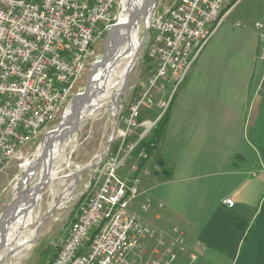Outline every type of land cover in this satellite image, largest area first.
Returning <instances> with one entry per match:
<instances>
[{
  "label": "built area",
  "instance_id": "2783aa9c",
  "mask_svg": "<svg viewBox=\"0 0 264 264\" xmlns=\"http://www.w3.org/2000/svg\"><path fill=\"white\" fill-rule=\"evenodd\" d=\"M124 2L0 0V171L12 161L25 171L26 163L37 159L45 135L63 122L67 108L82 94L84 87L73 90L76 81L86 67L90 74L99 62L101 55L94 50L97 39L123 23ZM228 2L230 7L235 0H177L162 12L156 5L149 9L144 28L148 55L156 60L157 68L129 102L126 113L117 112L112 136L94 163L101 168L96 166L77 192L78 209L50 264H132L128 256L139 239L153 237L155 231L129 212L135 191L116 170L146 132L126 143L139 126L141 107L151 108L153 96L166 83L177 86L185 78L219 26ZM255 26L262 38L258 54L264 58V25L256 22ZM113 142H118L115 152ZM78 171L71 173L76 179ZM223 202L233 205L229 197ZM173 230L174 238L160 239L157 247L164 249L158 252L156 248L158 256L145 264H172L176 258L172 245L185 249L183 234ZM187 264H199L195 252L189 254Z\"/></svg>",
  "mask_w": 264,
  "mask_h": 264
},
{
  "label": "crops",
  "instance_id": "0c3cea01",
  "mask_svg": "<svg viewBox=\"0 0 264 264\" xmlns=\"http://www.w3.org/2000/svg\"><path fill=\"white\" fill-rule=\"evenodd\" d=\"M256 22L264 25V15L251 2L225 9L173 91L156 147L146 162L137 154L128 210L155 233L139 239L132 264L156 258L155 249H164L158 241L172 240L173 228L185 249L172 245V264H187L191 252L199 264H264V58ZM165 86L156 101L170 99L172 85ZM142 118L139 126L152 117Z\"/></svg>",
  "mask_w": 264,
  "mask_h": 264
},
{
  "label": "rangeland",
  "instance_id": "374dc122",
  "mask_svg": "<svg viewBox=\"0 0 264 264\" xmlns=\"http://www.w3.org/2000/svg\"><path fill=\"white\" fill-rule=\"evenodd\" d=\"M140 1L142 0H139V4ZM176 1L177 0H156V10L162 12L172 6ZM243 2H251L257 15H264V0H243ZM146 16L140 20V27L137 32L138 40H140L141 43L139 45L140 47L136 52L128 73L125 75L124 84L119 94L99 100L97 105L88 115L77 121L75 125L76 127L70 132L69 136L67 135L64 139L60 140L63 143L61 142V147L57 153L58 155L53 159L51 164L52 168L57 172V179L50 180L42 187V195L39 204L37 205V215H35L36 218L28 227L29 229L35 228L36 230V236L32 240V247L29 250L22 252L20 258L12 257L7 253V256L1 264H49L52 256L56 253L66 228L70 224L72 218H74V214L78 209V203H76L77 192L83 184L89 180V174L92 173V169L97 167L98 169L101 168L100 165L94 163L97 156L105 148L107 141L112 136V132L115 129L116 120L114 116L116 117L119 110L121 113H126L129 102L132 101L138 93L144 89V87H146L148 78L157 68L156 60L148 55V35L147 32L144 31L145 28L142 26V21L145 20ZM104 43L105 41L101 37L97 39L94 50L98 55H101ZM120 67L121 65L117 67V69ZM88 75L89 69L86 67L76 81L73 89L74 91L83 88L86 85ZM165 85H170V83H166ZM165 85L161 91L166 93L170 90V87ZM177 86L172 85L170 99ZM153 98L155 104L151 108L141 107L140 116L138 118V121H143L142 117L150 115V117H152L151 120H148L137 127L132 136L126 139V143L129 141L133 142L138 138L141 132L142 135L145 131L146 132L142 137L144 140H148L152 137L157 125V120L170 101V99L156 101L155 96H153ZM159 101H162L164 105L159 106ZM157 107L160 108L158 109V113L160 112V114L154 119L157 114L153 112V109L154 111H157ZM68 112L67 108L65 116ZM154 121L155 123L150 124ZM47 126H50V124ZM139 128H141V130ZM72 132L73 135L71 134ZM36 142L37 140L34 144ZM117 148L118 142H113L111 144L112 151L115 152ZM137 154H139V158L140 156L144 157L141 152L137 153L132 150L125 158L122 166L117 168L116 173L120 178L126 180L133 178L134 172L132 166L134 164L137 165L138 163L139 158L137 157ZM32 156L34 157L36 154H33ZM31 161L33 162V160ZM144 161L146 162V159H144ZM28 162L26 164H28ZM40 168L41 167L39 166L36 171L34 170L31 173L29 177L30 179L27 178L25 180L26 182L24 181V184L27 186L26 188L31 189L36 185ZM78 169L83 170L77 175V179H79L77 182V188H70V184L76 178L75 174L71 175V173H75ZM23 173L24 171L18 168L17 161L10 162L0 171V214L16 197V183ZM67 192L70 193L67 194ZM52 199H54L55 202H59L60 207L48 211V204ZM132 199H130V201ZM28 228L24 229L23 232H28Z\"/></svg>",
  "mask_w": 264,
  "mask_h": 264
},
{
  "label": "bare ground",
  "instance_id": "6f19581e",
  "mask_svg": "<svg viewBox=\"0 0 264 264\" xmlns=\"http://www.w3.org/2000/svg\"><path fill=\"white\" fill-rule=\"evenodd\" d=\"M141 3L143 2L140 1L139 4V0H125V10L120 13V21L126 23L129 18L128 16L130 14L132 15L133 13H136ZM150 15H147L145 20L142 21L143 27L148 23L147 21H149ZM139 27L140 23L135 28H133L128 34L123 33L121 39L118 42H113L114 44L112 43L108 45L105 51L106 56L108 57V62L103 68H98L97 71H95L92 75L93 81L91 82L90 86L91 96L88 98L85 103V107H83L82 109L81 118L88 115L92 111V109L97 105L99 100H102L107 97L110 98L113 95L115 96L121 91L122 86L124 84L125 75L128 73V70L131 67L135 58L136 52L140 47L139 45L141 44L140 40H138L137 33ZM120 65L121 67L117 69V67H119ZM77 105L78 99L73 100L71 106L68 108L69 112L64 117H72L74 115V111ZM65 125L66 124H63V126ZM68 126L69 125L65 127L67 135L70 134V132L72 131V129L68 128ZM74 128L75 125L73 129ZM61 142L62 141L55 143L54 149L49 154V157L47 156L44 160V163L40 165L41 168L38 173L36 185L29 190V193L23 197V199L21 200L22 202L14 210L13 221L9 226L7 237L5 239V244L0 250V264L7 256V253L12 257L20 258L22 252L27 251L32 247V240L36 236V230L35 228L29 229L28 227L34 222L36 218L35 215H37V205L39 204V201L41 199L42 187L50 180L57 179V172L54 168H52L51 164L53 159L58 155L57 153L61 147ZM35 163L36 159L33 160V162H28L29 165L32 164L30 165V167H35L37 165ZM31 173L32 172L30 171L29 174L24 176L22 182L29 178ZM76 174L78 175L77 172ZM76 180L77 179L75 178L74 181ZM74 181H72V183L70 184V188L74 187ZM41 184L43 185L41 186ZM69 193L70 192H67V194ZM59 207L60 203L55 202V200L52 199L48 204V211L50 209ZM26 228H28V232L24 233L23 231Z\"/></svg>",
  "mask_w": 264,
  "mask_h": 264
},
{
  "label": "water",
  "instance_id": "95a60500",
  "mask_svg": "<svg viewBox=\"0 0 264 264\" xmlns=\"http://www.w3.org/2000/svg\"><path fill=\"white\" fill-rule=\"evenodd\" d=\"M142 2L143 3H141L137 12L133 13L132 15L130 14L128 16L129 18L126 23L114 25L109 31H107L106 33H102L100 35V37L104 39L105 41L104 48L101 53L99 62L95 64L91 69V72L88 76L87 83L84 86L82 94L74 98V100L78 99V105L74 111V115L68 118L65 117L66 119L64 118L63 122L60 123L55 130H52L45 135L43 144H42V150L36 159L35 164L37 165L34 168L29 167L24 171V173L21 175V177L16 183V187H15L16 194H17L16 197L11 203H9L5 207V209L0 214V235H1L0 250L5 244V239L7 237L9 226L11 222L13 221V216H14L13 212L18 207V205L22 202L21 200L23 199V197L26 196L30 190V188L28 189L24 188L25 187L24 183L26 181L22 182L23 177L29 174L30 171L31 172H33L34 170L36 171L38 167L44 163L45 158L53 151L55 143L60 141L67 135V131H65L66 130L65 127H67V125H69L68 128H71L73 130L74 125H76L77 121L81 118L82 109L83 107H85L86 101L91 96L90 86H91V82L93 81L92 74L97 70V68H103L105 64L108 62L107 61L108 57L106 56V53H105L107 46L109 44H112L116 40H118L123 35V33L128 34L133 28H135L140 23V20L143 19L147 15L149 9L153 5H155L156 0H142ZM111 23H113V21H111ZM115 120H116V117H115ZM63 124H66V125L63 126ZM158 164L163 165V162L158 161ZM83 169H79L78 174L81 173ZM162 173H166V171L163 170ZM42 185L43 184H41V186Z\"/></svg>",
  "mask_w": 264,
  "mask_h": 264
},
{
  "label": "trees",
  "instance_id": "16d2710c",
  "mask_svg": "<svg viewBox=\"0 0 264 264\" xmlns=\"http://www.w3.org/2000/svg\"><path fill=\"white\" fill-rule=\"evenodd\" d=\"M172 98H173V95H172V97H171V99H170V101L168 103V106L166 107L164 112H162L161 116L157 120V125H156V128H155V130H154V132L152 134V137H150V139H148V140H144L143 138H141L140 140H138V142L136 143V145L133 148V151H136L137 153L143 152L145 154L144 157L140 156V161L141 162L142 161L144 162V159H146L152 153L153 149L156 147L158 141L161 138V134H162L163 128L165 126V123H166V120H167V117H168L169 105H170V103L172 101ZM93 233H92V235H93ZM54 255H55V253H54ZM49 264H50V262H49Z\"/></svg>",
  "mask_w": 264,
  "mask_h": 264
}]
</instances>
